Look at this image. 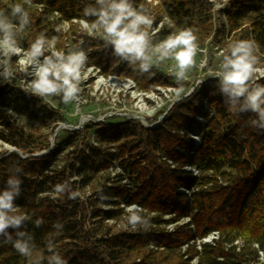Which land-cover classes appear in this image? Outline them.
<instances>
[{"label":"trees","instance_id":"16d2710c","mask_svg":"<svg viewBox=\"0 0 264 264\" xmlns=\"http://www.w3.org/2000/svg\"><path fill=\"white\" fill-rule=\"evenodd\" d=\"M157 1L162 11L155 23L167 16L179 28L192 29L202 41L216 30L217 44L225 47L222 52L231 42L254 40L258 64L264 63V0H229L220 11L227 26L221 22L217 29L209 0ZM15 3L24 0L0 4V11H10ZM132 3L143 5L147 13L150 10L148 0ZM31 4H42V9L33 11L24 4L31 23L18 36L23 49L40 34L61 43L63 33L51 24L55 19H94L83 11L95 6V0H31ZM160 33H170L167 24ZM80 37L76 47L87 54V65L103 75L131 78L142 89L170 82L163 73L134 70L99 37ZM217 83L212 78L197 85L154 127L134 118L88 121L82 133L68 130L53 148L33 155L48 144L40 140L33 146L36 137L15 125L13 114L40 124L63 116L56 106L26 94L19 83L0 79V139L23 155L15 150L0 152V189L6 186L11 168L22 169L17 174L21 195L15 203L31 217L25 226L34 237L35 253L49 255L45 241L52 238L67 264H264V131L250 125L253 113L229 111ZM255 83L264 85V77ZM198 114L204 124L196 130L200 141L194 145L192 122ZM60 154L61 163H55ZM113 167L114 175L107 173L98 192L93 189L87 195L85 189L95 177ZM188 167L196 168L197 174ZM65 181L82 194L75 199L67 192L56 194L54 186ZM189 186L187 194L183 188ZM96 193L106 206L90 210L91 195ZM131 205L139 206L148 223L136 228L128 221L118 224L128 217L126 209ZM37 219L42 226L34 225ZM89 219L92 224L101 222L100 231L87 226ZM56 223L62 228L55 229ZM213 232L214 237L204 240ZM0 264H30V259L0 238Z\"/></svg>","mask_w":264,"mask_h":264},{"label":"clouds","instance_id":"9594fccd","mask_svg":"<svg viewBox=\"0 0 264 264\" xmlns=\"http://www.w3.org/2000/svg\"><path fill=\"white\" fill-rule=\"evenodd\" d=\"M227 3V0H224ZM24 4L31 0L15 3L10 11H0V79L5 82L14 80L22 73L27 80L21 84V90L26 94L48 101L50 97H59L64 104L78 100L81 92V82L85 79L87 54L82 49L60 51L56 49V37L49 39L40 34L29 45L22 49L18 36L25 32L31 23L30 14ZM222 5L217 4L216 7ZM85 17L81 19L80 27L90 37H99L106 48H111L112 54L126 62L141 74L151 73L152 69L166 60L174 61L171 75L181 85L175 90V99L182 100L191 95L195 89L185 92L182 84L187 79L188 72L196 66L195 57L202 51L197 36L190 28L180 29L168 34L162 40H156L159 29H153V18L143 5L136 7L132 0H95V6L86 7ZM168 26L174 27L171 20ZM160 27H163V23ZM66 30V29H65ZM57 31H61L58 27ZM258 45L251 39H240L229 43L227 51L220 52L218 68L209 71L208 75L217 79V88L223 96L229 111L253 113L255 118L250 125L264 131V85L254 82L258 69ZM17 57L15 65L12 58ZM204 64H201L203 67ZM6 181V186L0 189V238L12 244L21 256L30 259V264H67V261L56 250L53 239L45 241L49 255L36 254L34 237L27 231L25 222L31 217L19 210L15 201L21 195V179L19 167H13ZM56 194L68 193L70 199L80 195L70 188L68 181L54 186ZM128 224L136 228L148 223L137 205L127 207ZM40 227L43 221H33ZM57 230L62 225L56 223Z\"/></svg>","mask_w":264,"mask_h":264},{"label":"rangeland","instance_id":"374dc122","mask_svg":"<svg viewBox=\"0 0 264 264\" xmlns=\"http://www.w3.org/2000/svg\"><path fill=\"white\" fill-rule=\"evenodd\" d=\"M148 1L150 2V10L148 11V14L153 18L154 21L160 16L162 8L161 6H159L157 0ZM9 2L10 0H0V4H8ZM227 3H229V0H227ZM217 4L224 6L225 2L224 0H211V12L214 13L213 25L215 26V29H217L218 26H221V22H223L227 26V17L225 14H222L220 12L222 6L218 8L216 7ZM26 6L29 9L36 11L32 6ZM51 24L56 28L60 27L61 32L63 33L62 42L56 44V49L60 51L77 49L76 46L81 39L80 35H87L84 31L81 30L80 20L61 21L55 19ZM167 28L170 29V33L173 31H179L181 29L176 24H174V27L171 28L167 24ZM215 31L216 30H213L211 34L203 41L197 39V42L202 51L196 55V66L189 70L187 79L182 84L185 91L192 87L198 80L207 79L209 77L208 72L218 68V64L221 59L220 52H222L225 47H221L219 44H217V40L214 37ZM166 36V34H162L160 33V31H158L155 39L162 40ZM76 39L78 41H76ZM18 40H20V37L18 38ZM16 61L17 57H13L12 62L14 65ZM202 63L204 64L203 67H201ZM91 66L86 64L85 79L81 82V92L77 101L71 104H64L61 102L59 97L48 98L47 102L56 106L60 110L63 119H59L56 122H51L48 124H40L37 121H30L24 117L16 116L13 114L15 125L23 126V129L26 132L32 133L36 137L35 141L32 144L33 146H38L40 140L48 144V148L42 149L37 152H46L48 151V149L53 148L55 146V142L59 139H62L66 135V131L68 130H78L82 133L84 129L83 125L86 122L92 121L96 123V121H94L93 119L102 117L107 113L112 114L111 116L104 118L106 122H117L122 121V119L125 120L127 116L133 113L136 114L137 111H142L143 113L147 114L146 118L148 124H151L157 121L159 116L162 115L166 110V105L162 104H164V101H166L168 98H171V95H169L167 99L164 95H161L159 98L155 97V99L150 98L140 93L149 91L151 89H142L138 87L136 83L135 85H128V83L126 82V78L128 77H119L115 75L106 76L100 73V71L97 72L96 69H92ZM173 66L174 61L166 60L162 63H158L152 70H154L156 73L165 74L170 81H175V79L171 75V69L173 68ZM257 66L264 68V63L257 64ZM26 80L27 78H23L22 73H18L13 81L21 85ZM159 86L163 88L165 85L159 84ZM134 119L138 120L136 118ZM78 125L82 126L76 129L75 126ZM57 128L58 130L56 131ZM44 136H46L45 140H43ZM92 139L93 137H91L90 139L91 142ZM12 146L13 145L0 139V152L6 154L10 152L9 149ZM17 153L22 156L20 151ZM61 158L62 155L60 154L56 157L55 163L60 164ZM186 167L187 166H185V168ZM188 168L192 169L193 167ZM110 169L105 172H100L95 177L92 185L89 188L85 189L87 195L92 193L93 189L95 190V192H98L107 173L114 175L116 169L114 167ZM76 177L77 176H73V178ZM191 188L192 187L190 186L188 187V189ZM183 190L186 189L183 188ZM99 196L100 195L98 193L91 195L92 207H90V210L92 208L95 210L98 206H106L100 201V199L98 198ZM111 222L112 221H110V223ZM126 222V217H122L120 220H118L119 225H126ZM93 225L95 226L94 228H96L95 231H100V228H102L101 222L98 221L92 224L91 219H89L87 222V226ZM169 226L171 227L172 225Z\"/></svg>","mask_w":264,"mask_h":264},{"label":"built area","instance_id":"2783aa9c","mask_svg":"<svg viewBox=\"0 0 264 264\" xmlns=\"http://www.w3.org/2000/svg\"><path fill=\"white\" fill-rule=\"evenodd\" d=\"M211 2V0H209ZM228 3H225V5H227ZM28 5V4H27ZM30 6H32L33 8H35V10H38L40 11L42 9V4H30ZM222 6V7H224ZM221 7V8H222ZM214 14V13H212ZM224 14V13H222ZM54 16H58V13L56 11H54L53 13ZM220 15V14H219ZM218 15V16H219ZM167 20H170L167 16L163 17L161 20H159L158 22H153V29H161V24H167ZM62 21H65V20H62ZM72 21H76V19H73ZM81 41V40H80ZM92 69H96L97 72L100 71L99 68L95 67V66H91ZM257 73L256 75L254 76V82H256L258 79L264 77V68H261L259 66H257ZM214 77H211L209 76L207 79H203V80H198L192 87H190L188 90L190 89H195V87L201 83H207L210 79H212ZM126 82L128 83V85H135V82L132 80V79H129V78H126ZM165 86L162 88L161 86L159 85H156L154 86L153 88H151V90L149 91H145L143 93H140V94H144L150 98H153L155 99V97L159 98L161 95H164L165 98L167 99L169 97V95H171V98H168L166 101H164V104L162 105H166V110L164 111V113L162 115L159 116L158 120L155 121L154 123H151V124H148V121H147V114L146 113H143L142 111H137L136 114L133 113L129 116H127L125 119H129V118H136L138 119L141 124H143L144 126L146 127H154L156 126L163 118V116L166 114V112L169 110V108L177 102V100L175 99V90L178 88V87H181V85L177 84V82L175 81H170L169 83H166L164 84ZM183 86V85H182ZM187 90V91H188ZM185 91V92H187ZM193 92V91H192ZM179 101V100H178ZM207 107V104L204 102L203 103V108H206ZM112 113H107L105 115H103L102 117H99L97 119H93L94 121H96V123L98 121H104V118L108 117V116H111ZM194 121L192 122V127L195 129L193 133H191V138L193 139V144L196 145L199 141H200V136L198 134V128L199 127H202L203 124H204V119L202 117L201 114H198L196 116H194ZM123 120V119H122ZM82 125H78V126H75L76 129L80 128ZM198 132H197V131ZM92 143L96 144L94 138L92 139ZM191 170H193L194 173H197V170L196 168H192ZM186 190H184L185 193H190L191 189H188V188H185ZM188 219V217L186 218V220ZM216 235V232H213L212 234H210L208 237L204 238V240H210L212 237H214Z\"/></svg>","mask_w":264,"mask_h":264},{"label":"water","instance_id":"95a60500","mask_svg":"<svg viewBox=\"0 0 264 264\" xmlns=\"http://www.w3.org/2000/svg\"><path fill=\"white\" fill-rule=\"evenodd\" d=\"M58 130V128L56 129V131ZM55 131V132H56ZM54 132V133H55ZM12 150H15V151H17V152H19V150L17 149V148H15L14 146H12L10 149H9V151H12ZM42 153H44L43 151L42 152H37V153H34L33 155H40V154H42ZM23 156V155H22Z\"/></svg>","mask_w":264,"mask_h":264}]
</instances>
